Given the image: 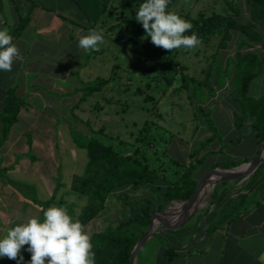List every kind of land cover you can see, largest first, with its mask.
I'll use <instances>...</instances> for the list:
<instances>
[{
  "label": "rangeland",
  "instance_id": "rangeland-1",
  "mask_svg": "<svg viewBox=\"0 0 264 264\" xmlns=\"http://www.w3.org/2000/svg\"><path fill=\"white\" fill-rule=\"evenodd\" d=\"M8 2L9 0H5L6 5ZM12 2L18 10L10 15L9 8H3L8 26L1 23L0 17V30H8L9 26L13 27L27 14L29 4L26 0ZM235 2L242 10L241 19L248 20L249 8L246 1ZM170 11H175L183 19L187 16L195 18L201 12L226 15L234 13L228 0H174ZM103 21L106 22V28L98 31L103 32L105 42L100 45L98 52L78 47L80 36L86 35L88 30L83 29L81 34L74 37L73 42H68V35L72 33L66 26L62 28L61 45L49 47L43 52L40 50L42 47H36L35 54L40 59L41 67L35 66L34 70L43 74L39 77L41 83L37 84L41 99L32 101L35 112L30 111V116L20 117L19 122L11 129L8 140L0 148V239L10 227L26 222L29 218H40L41 208L32 202L30 187L35 188L36 198L40 202L54 198L55 202L50 207H64L72 218L81 214L89 200L72 193L71 184L74 176L84 174L88 159L86 151L74 143L73 137L76 135H96L103 143L124 154L132 153L138 148L155 167H168L169 172L180 169L175 161L187 165L190 152L209 136L203 117H198L195 113L188 93L177 91V87L182 83V73L204 80L205 72L212 65L210 56L217 50L219 38L214 37L209 42L201 41L199 46L191 50L177 49L164 66L154 62L137 66L136 61L145 38H139L133 43L127 39V35L123 37L126 23L140 24L130 14L129 8L118 3L111 4ZM112 25L114 28L109 29ZM260 28L263 30V26ZM38 31L37 27L31 29L30 42ZM258 49L262 55L264 51L261 46ZM80 68L82 70L77 74ZM97 78L110 79L100 93H94L85 100H81L82 93H72L75 88H83ZM57 81L61 82L63 91L55 86ZM234 90L235 87L229 82L225 87L219 88L216 97L209 99L205 105L210 109V117L224 142L236 138L241 132L247 134L251 131V120L242 131L234 127L233 111L237 109V104L231 98ZM263 93L264 66L249 94L259 97ZM146 133L149 134L150 142L144 144L137 141L138 137ZM28 134L36 142V146L30 151L25 150L28 146ZM210 148L217 151L219 142L211 144ZM257 150L255 139L249 138L223 153H213L198 169L195 178L203 183L208 176L206 172L212 169L214 163L224 162L228 158L251 159L256 156ZM4 167L11 169L4 172ZM247 180L240 183V178L229 179L218 182L216 186L227 182L228 193L235 197ZM214 190L212 188L207 192L208 199L198 206V211L176 213L168 217L166 224L160 221L154 228L155 232L159 233L163 229L177 230L193 213L194 217L185 227L201 224ZM125 191L132 199L151 196L150 189L135 191L128 188ZM213 208L212 206L210 209ZM129 212L123 205L120 192H115L108 200V208L85 228L92 236L108 226H115ZM157 212L159 211L154 216ZM157 236L158 234L151 237L141 248L135 264H153L157 260L162 250L159 245L161 240ZM173 240L175 246L185 247V244L179 243V237L174 236ZM27 247L25 245L21 251L24 257L22 264H27L31 259V253L26 251ZM219 247L220 241L217 239L212 244L210 254L203 258H193L192 263L218 264ZM6 260V257L0 258V264ZM178 262L177 260L174 264ZM8 264H17V261L13 260Z\"/></svg>",
  "mask_w": 264,
  "mask_h": 264
},
{
  "label": "trees",
  "instance_id": "trees-1",
  "mask_svg": "<svg viewBox=\"0 0 264 264\" xmlns=\"http://www.w3.org/2000/svg\"><path fill=\"white\" fill-rule=\"evenodd\" d=\"M72 1L85 15L89 23L88 31L89 29L106 28V22L103 19L111 4L118 3L122 7L129 8L130 14L135 17L139 6L145 2V0ZM245 1L249 8V18L246 21L241 19L242 10L236 5L235 0H228L233 14L201 12L195 18L190 16L185 18L193 24L192 32L197 34L200 41L209 42L214 37L219 38L217 50L210 56L212 65L205 72L204 80L182 73V83L177 87V91L188 93L196 110L195 113L198 117H203L204 126L209 132V136L190 152L188 155L190 161L187 165L175 161L180 169L169 172L168 167H155L147 156L140 153L138 148H135L132 153L124 154L103 143L96 135L73 137L76 146L86 151L88 161L84 174L73 177L71 191L89 200L81 214L73 219H78L86 226L108 208V200L115 192H120L124 207L130 211L125 213L124 219L115 226H108L91 236L95 264H130L132 251L148 230L153 213L162 212L169 205V208L182 205L184 203L174 205L172 203L191 200L201 190V182L195 177L198 169L205 164L211 154L223 153L252 137L257 139L259 146L257 153L259 152L260 145L264 143V93L259 97H252L249 92L253 82L261 75L264 66V52L261 55L258 49V46H261L264 51V0ZM30 2L31 6L27 14L14 27L8 29L13 36V42L31 23L32 12L37 2L36 0H30ZM173 3L174 0H171L168 10ZM3 8V0H0L1 23L7 26ZM260 26H263V30ZM124 27L123 37L127 35L129 41L135 43L139 38H145L143 49L139 52L136 61L137 66L145 62H154L164 66L177 50L170 52L154 46L150 37H146L141 24L129 22ZM113 28L114 25L109 29ZM192 32L185 34L191 35ZM109 82V78H97L83 88L77 89L75 94L82 93L81 100H85L94 93H100ZM229 82L232 87H235L231 98L237 104V109L233 111L234 127L242 131L245 124L251 120V132L247 134L241 132L236 138L224 142L220 139L219 130L210 117V109L205 105L209 99L216 97L219 88L225 87ZM3 91L5 97L0 110V148L8 140L11 129L18 123L21 110L27 107V102L18 97L15 87ZM75 107L76 105L72 111ZM137 141L147 144L151 140L149 134L146 133L138 137ZM215 142H219L217 151L210 148ZM32 143L28 134L27 144L30 149ZM251 159L228 158L224 162L214 163L212 169L234 168ZM10 169V167H4L2 170L8 172ZM227 185V182H223L215 187L210 206L205 210L206 217L201 224L195 223L192 227H185L181 230H165L163 234L157 236L161 240L159 245L162 249L158 254L157 262L164 260L169 264H174L185 255L188 247L192 248L197 245L202 237L211 239L216 231L227 227L259 206L264 199V162L242 185L235 197H231L228 193ZM128 188L135 191L150 189L151 196L132 199L125 191ZM30 190L33 194L32 202L41 208L39 220L42 221L44 211L54 204V198L40 202L36 198L35 188L30 187ZM212 206L214 208L211 210ZM157 216L158 214L154 216L153 221ZM174 236L179 237V243L187 245V248L175 246ZM12 261L8 259L3 264Z\"/></svg>",
  "mask_w": 264,
  "mask_h": 264
},
{
  "label": "clouds",
  "instance_id": "clouds-1",
  "mask_svg": "<svg viewBox=\"0 0 264 264\" xmlns=\"http://www.w3.org/2000/svg\"><path fill=\"white\" fill-rule=\"evenodd\" d=\"M171 0H145L136 12L135 19L150 37L151 43L164 50H191L201 43L193 24L175 11L168 10ZM192 32L191 35L185 33ZM105 42L102 31L89 29L78 41L85 51H100ZM23 57L13 43L7 29L0 30V71L10 72L16 60ZM43 220L29 218L10 227L0 239V258L6 257L22 264L24 246L31 253L28 264H95V252L90 233L78 219L74 220L64 207L52 206L43 213ZM264 261V253L260 254Z\"/></svg>",
  "mask_w": 264,
  "mask_h": 264
},
{
  "label": "crops",
  "instance_id": "crops-1",
  "mask_svg": "<svg viewBox=\"0 0 264 264\" xmlns=\"http://www.w3.org/2000/svg\"><path fill=\"white\" fill-rule=\"evenodd\" d=\"M26 1L29 4V11L30 0ZM36 2L31 23L23 34L13 42L18 47L23 59L14 61L10 72L0 71V110L5 97L3 90L15 87L18 97L27 102V107L20 112L19 120L23 115L30 116V111L35 112L32 101L37 98L41 99L37 84L41 83L39 77L43 74L41 71L34 70L35 66L41 67L40 59L35 54L36 47H42L40 50L43 52L49 47L61 45L64 26L72 33L68 35V42H73L74 37L81 34L83 29L87 30L89 25L83 12L72 0H36ZM12 4V0H9L8 5L3 0L4 9L7 6L10 15L18 10ZM11 27L9 26V28ZM35 27L39 31L30 42V31ZM81 70L82 68L77 70V74H80ZM60 83V81L55 82V86L63 91ZM63 83H65V79ZM77 89L79 88H75L72 93H75ZM252 138L257 144V139ZM32 141V147L36 146V142ZM25 150L30 151V147H25ZM217 239L220 241L218 264H264V261L259 259L260 254L264 253V199L250 213L216 231L211 239L208 240L204 236L192 248H187L185 245L186 253L178 259V264H194L191 261L193 258L207 256L211 253L212 244ZM153 264L169 263L164 260H158V262L156 260Z\"/></svg>",
  "mask_w": 264,
  "mask_h": 264
},
{
  "label": "water",
  "instance_id": "water-1",
  "mask_svg": "<svg viewBox=\"0 0 264 264\" xmlns=\"http://www.w3.org/2000/svg\"><path fill=\"white\" fill-rule=\"evenodd\" d=\"M263 162H264V143H262L260 145L259 152L256 154V156L253 159L249 160L248 162L241 164L240 166L234 167V168H221V167H219V168L209 170L208 172L210 174H209L207 180H209L210 177L213 176L214 174H216L218 171H222L224 173V177L217 180L215 183H213V185H212L213 188H215V186L218 182L228 181L229 179L240 178L241 179L240 183H242L245 180H247L248 178H250L258 170V168L261 166V164ZM245 166H249V171L247 174L242 175V174H239L236 172L237 170H239ZM198 189H199V187L196 189V192L198 191ZM193 199H194V197L192 198V200ZM191 201H189V202H191ZM186 202H188V201H186ZM157 213L163 214L164 212H157ZM154 214L155 213H153V215H152V221L149 224L148 230L146 231L144 236L137 242V244L135 245V247L132 251L130 264H135V261H136V258H137L139 251L148 242V240L151 237H153L154 235H157V234L161 235L165 231L164 229L159 233L152 231V223H153ZM194 215H195V213L191 214L190 217L188 218V220L183 225L178 226L177 230L183 229L192 220Z\"/></svg>",
  "mask_w": 264,
  "mask_h": 264
},
{
  "label": "bare ground",
  "instance_id": "bare-ground-1",
  "mask_svg": "<svg viewBox=\"0 0 264 264\" xmlns=\"http://www.w3.org/2000/svg\"><path fill=\"white\" fill-rule=\"evenodd\" d=\"M249 171V166H245L236 172L242 175L247 174ZM209 176V175H208ZM208 176L204 179L203 183H201V190L198 192L200 193L199 195H196L194 199L188 200V202H183L184 204L174 206L171 208H168L163 214H159L156 219L152 223V231H155L154 228L158 225L160 221H162L164 224L167 223L168 217L176 215V213H180L183 211H198L200 207H198L202 202L208 199L207 197V192L211 191L213 188V183H215L217 180L221 179L224 177V173L222 171H218L216 174L210 177L209 180H207ZM207 180V181H206ZM209 185V186H208ZM208 186V188H206ZM191 201V202H189ZM176 204H180L177 202ZM203 208V207H201Z\"/></svg>",
  "mask_w": 264,
  "mask_h": 264
}]
</instances>
